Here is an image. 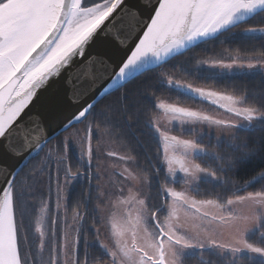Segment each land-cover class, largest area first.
Instances as JSON below:
<instances>
[{
    "label": "snow or ice",
    "instance_id": "snow-or-ice-1",
    "mask_svg": "<svg viewBox=\"0 0 264 264\" xmlns=\"http://www.w3.org/2000/svg\"><path fill=\"white\" fill-rule=\"evenodd\" d=\"M145 9L152 12L148 22L143 19ZM244 22L252 26L243 27V32L264 35V26H257L264 25V0H93L91 5L89 0H0V264H189L187 254L194 249L200 250L195 264H220L219 259H211L209 250H214L218 258L223 252L230 253L229 264H249L246 253L264 260V171L254 178L261 183L260 191L235 195L225 204L196 200L186 193H199L205 176L228 184L224 165L230 170L237 161L219 157L222 164L215 170L201 167L194 161L203 149L190 141L183 142V147L190 150L186 165L179 170L183 175H175L171 161L168 174L160 175L165 185L182 182L184 191L163 187L165 199L154 202L137 189L125 201L140 205L135 224L142 226L147 243H136L133 230L131 246L120 243L109 247L97 239L95 243L102 251L91 262L87 259V246L84 258L65 247L62 260L58 246L51 243L45 256L48 234L38 227L34 244L25 223L29 197L44 174L51 180L55 170L57 207L61 173L65 187L81 174V167H74L69 156L74 145H80V159L91 165V136L98 124L106 129L118 125H131L129 129H134L140 124L139 104L128 94L130 84L163 68L170 57L190 42L229 27L241 28ZM125 52L131 55H121ZM212 65L233 67L220 61H213ZM247 66L254 67L251 62ZM165 82L175 90H183L190 99H210L248 123L203 117L206 122L247 130L249 124L264 120V99L218 96L166 79L161 73L160 83ZM110 96H115L119 107L105 106ZM169 111L181 114V118L200 119L198 113L187 109L171 107ZM151 123L149 119L146 126ZM56 128L59 132L50 135ZM160 135L166 142L169 140L167 134ZM229 147L241 151L242 160L254 154L249 145L235 144V133ZM107 155L116 153L110 150ZM119 159L124 160L125 156ZM127 159L134 157L128 155ZM125 173L129 180L137 179L128 169L121 175ZM140 180L142 184L151 183L146 177ZM246 202L260 207L250 209L246 215L233 211L232 206ZM208 206L220 211L209 218V212L202 211ZM226 206L227 215L223 211ZM46 210L41 208L42 212ZM182 210L185 217H191L190 223L181 219ZM73 219L82 220L83 216L77 211ZM205 225L222 227L235 239L222 242L213 234L214 229ZM257 226L258 242L254 231ZM91 227L99 237L100 230L95 224ZM117 235L122 236L123 232ZM78 243V239L73 241V249ZM205 255L209 259L205 260Z\"/></svg>",
    "mask_w": 264,
    "mask_h": 264
},
{
    "label": "trees",
    "instance_id": "trees-1",
    "mask_svg": "<svg viewBox=\"0 0 264 264\" xmlns=\"http://www.w3.org/2000/svg\"><path fill=\"white\" fill-rule=\"evenodd\" d=\"M250 26L252 25L244 22L241 28L230 29L214 39L201 43L186 53L171 59L163 68L150 71L146 75L141 76L135 84H130L128 86V94L132 101L138 102L141 112L140 124L136 128L129 129L133 126L130 125L127 128L118 125L115 128L106 129L102 125H97L96 129L99 132L106 133L110 140L117 144L123 152L134 157L132 160L138 173L151 180V183L148 184V197L152 201L162 202L165 199V195L161 190L165 184L160 181V175L167 174L164 168L161 140L152 127V123L149 127L146 126V122L149 119H151V122L153 121V118L158 113L157 102L162 99H167L170 102L184 106H198L201 104L200 99H190L184 91L175 90L165 83H160V74L162 73L165 77L174 80L202 87H211L214 90L231 94L237 98L246 95L250 100L264 99V75L262 74L210 77L206 72L205 74L198 73L200 61H220L235 57L246 60L254 58L264 59V35H253L243 32V27ZM257 26L264 25L257 24ZM105 106L119 107L115 96H110L105 101ZM232 138L220 144L214 143L209 145L207 153L204 156L197 157V161L202 167H208L213 170L222 164L219 157H224L225 159L231 157L237 161L235 166L230 170L227 165H224L225 170L228 172V175L225 177L229 181L228 184H219L215 180H202L199 186V193H194L197 198L213 200L224 204L226 200L235 198V195H246L248 192L261 190V183L256 182L254 178H259V173L264 171V120L254 127H247V130L241 128L235 134L236 145L247 144L254 150V154L247 160L241 159V151L229 147ZM96 140L98 139L96 138ZM69 156L74 167L80 166L81 170H85L84 172L88 171L86 181L82 184L86 187L84 190L81 189V192H84L86 194L85 197L88 198L89 193L91 195L94 192V183L97 181V175L95 174L96 167H83V163L73 149L70 150ZM47 177V174H44L42 177L43 184L47 180ZM250 181L254 185L250 184ZM90 184L92 185L90 186ZM39 185L40 183L37 184L36 188L40 187ZM79 193V187L73 189L69 194L70 202L77 203L80 200L84 202L85 198L76 195ZM33 194L34 190L31 197ZM82 208L85 209L84 204ZM91 218H93L92 215ZM259 233L260 229L258 227L255 231L257 242L260 238ZM50 243L48 242L47 246ZM101 251L102 249L95 246L89 254L93 259L98 257ZM209 251L213 255L211 259L214 262L219 259L220 264H229V261L232 259L229 256L222 255L218 258L215 256L216 253L214 251ZM199 255L200 251L187 255L189 264H195V261L199 259ZM245 255L250 258L249 264H264V260L261 258L249 254ZM204 259H209L208 255H205Z\"/></svg>",
    "mask_w": 264,
    "mask_h": 264
},
{
    "label": "rangeland",
    "instance_id": "rangeland-1",
    "mask_svg": "<svg viewBox=\"0 0 264 264\" xmlns=\"http://www.w3.org/2000/svg\"><path fill=\"white\" fill-rule=\"evenodd\" d=\"M249 34V33H246ZM217 61V60H215ZM213 61H200L198 66V73L205 74L207 73L208 76H222V75H255V74H262L264 75V59L262 58H254V59H242L240 57H235L226 60H220V62L225 64H232L233 67L222 68L212 65ZM251 62L254 67L248 68V63ZM243 65V67H241ZM202 68V69H201ZM201 69V70H200ZM166 79L172 78L166 77ZM182 84H189L194 88H201L205 92H215L218 96H231L234 100H238L239 98L219 92L214 90L211 87H202L195 84L186 83L183 81L176 80ZM167 85V83L165 82ZM169 86V85H168ZM183 91V90H179ZM201 104L199 107L196 106H184L178 103L170 102L167 99H162L157 102L158 113L153 118L152 127L154 128L155 132L159 136L162 144V150L164 155V168L166 174H168V161L172 162V167L175 169V175L182 176L179 170L182 165H186V154L190 150H187L183 147L184 141H190L198 143L200 148L203 149L202 152L196 154L198 157L199 155L205 154L208 150L207 145L211 144H220L223 141H228L233 137V133L236 134L237 130L239 129H229L223 127L221 125H216L215 123H209L203 120V117H208L209 120H221V121H232L234 123H240L244 125L248 122H245L242 117L237 118L234 113L228 112L226 108L219 107L218 104H213L211 100H200ZM163 104L164 107L162 108L160 105ZM238 107V105H233ZM171 107L176 108H183L193 112L198 113L200 119H188V118H181V114H173L169 111ZM262 121V120H261ZM260 121H257L253 124H249L247 127H254ZM81 132L80 137H83V128L84 126L81 125ZM243 128V127H242ZM159 130L158 132L156 130ZM160 133H165L169 137V140L166 142L163 136ZM176 137V140H171V137ZM98 140H96V138ZM179 142V143H177ZM91 145L93 148V159L91 161V165L86 163L82 160L83 167L91 166L96 167V175L100 179V198H102V205L100 207V217H101V224H100V231L102 232L103 236L101 241L104 242L109 247L112 245L117 244L119 246L120 243L127 244L131 246L133 242V230L136 231L135 241L136 243H147L145 234L141 231V227H137L135 224V217L137 215V209L140 207L137 203L133 202L131 204L126 203L127 197L129 194L136 193L137 189L143 192L145 195L148 196V184H142L140 177H144L138 173V171L134 167L133 160L127 159L128 154L123 152V150L115 144L113 141L110 140L109 136L106 133H101L97 129H94L91 136ZM73 149L76 151L78 156L80 157L81 148L79 144L74 145ZM113 151L116 155L108 156V151ZM119 156H125L124 160L119 159ZM194 163L199 164V162L195 159ZM201 166V165H200ZM202 167V166H201ZM86 169V168H84ZM128 169L129 172H132L133 175L137 176L136 180H129L127 178V173L123 176L121 173H124V170ZM78 178H74L73 181L68 182L67 193L73 188L74 183L77 181ZM202 180H212L213 178L210 177H203ZM40 187L34 189V194L29 197L28 204L30 207L27 210V214L25 217V223L28 225V234L32 238L33 243H36L38 238L37 228H42L46 233L48 232V228L50 226V222H53L56 219V216H51V212L46 210L44 212L41 211V208L44 207L47 209L45 200L43 198V194L45 193L46 186L41 182ZM164 187L170 188L177 192L184 191V185L182 182H175L170 185H165ZM123 193V194H122ZM187 195L191 196L196 200L198 199L194 191L186 193ZM247 195V194H246ZM41 196V197H39ZM141 199L143 197H140ZM42 199V200H40ZM170 199V197H169ZM234 199V198H233ZM216 203H220L215 201ZM222 204V203H220ZM225 204V203H224ZM260 205H252L250 202H246L243 205H234L232 206L233 211L235 213H239L241 215H246L250 209L252 208H259ZM67 209V207H66ZM71 210V209H70ZM207 210L209 212V218L211 215L218 213L220 210L215 208L214 206H208L206 209H202V211ZM194 211V210H193ZM224 214L227 215L228 207L226 206L224 209ZM68 212V209H67ZM181 219L186 220L189 223L191 222V217L184 216V210L180 213ZM206 227L214 229L213 234L217 236V239L224 241H232L235 239L234 235L228 232L224 228H216L215 225H205ZM251 222L249 223V227H251ZM258 226L254 229L256 231ZM69 232V231H67ZM118 232H123L122 236H118ZM72 234V231H70ZM74 236V232L72 234ZM51 241L49 237V233L45 238V256L47 254V243ZM72 250L73 249V242L68 240L64 244V248ZM74 250V249H73ZM59 251L61 256H64V249L63 246H59ZM198 249L190 250L187 255L193 254ZM214 251V250H212ZM215 252V251H214ZM258 258V255L253 253H246ZM240 255V254H237ZM222 256H229L231 254L228 252H223ZM232 258V257H231ZM262 259V258H261ZM63 260V258H62Z\"/></svg>",
    "mask_w": 264,
    "mask_h": 264
},
{
    "label": "flooded vegetation",
    "instance_id": "flooded-vegetation-1",
    "mask_svg": "<svg viewBox=\"0 0 264 264\" xmlns=\"http://www.w3.org/2000/svg\"><path fill=\"white\" fill-rule=\"evenodd\" d=\"M93 0H89V4L91 5ZM95 2H103V0H95ZM202 105V104H201ZM196 107H199L196 106ZM211 145V143L209 144ZM207 145V147H209ZM74 150V149H73ZM75 151V150H74ZM76 153V151H75ZM207 153V152H206ZM205 153V154H206ZM77 154V153H76ZM205 154H202L203 156ZM199 155V156H202ZM78 156V154H77ZM198 156V157H199ZM80 159V157L78 156ZM81 160V159H80ZM197 160V158H196ZM82 163H84L81 160ZM200 164V163H199ZM87 167H91L88 166ZM87 169V168H86ZM85 170H81V174L75 178H78L77 181L74 183L73 188L67 193V189L64 185V177L63 173L60 175V197H59V207H57L58 204V196H57V181H56V173L55 170H53V175L51 180L47 177V180H45L44 185L46 186L45 193L42 195L44 198V202L47 210L51 212V216H56L57 218L53 220V222H50V226L48 228L49 237L51 238V244L58 246H63L65 242L70 240L73 242L74 240L78 239L79 243L76 245L74 251L76 252L77 255H79L81 258H84V253H85V248L87 246V252H88V257L87 259L89 262L92 260V256H90L89 253H91V250L93 247H99L95 241L99 239L101 241L103 236L102 232L100 231L99 237L96 235V230L93 229L91 226L93 224L96 225V228L99 230L101 229L100 224H101V217H100V207L102 205V198H100V179L97 176V181L94 183L95 188L94 192L89 196L88 198L85 197V193L81 192V189H85V185H82L86 181V176L88 174V171L84 172ZM95 174H96V169H95ZM92 184H90L91 186ZM170 185V184H169ZM76 187L80 188V193L76 195H80V197L85 198L84 202L78 201L77 203H72L70 202V192H72L73 189ZM97 189H99V193L97 192ZM164 193V192H163ZM195 193V191H194ZM66 194V197H65ZM199 199V198H198ZM30 200H31V195H30ZM42 200V199H40ZM74 201V200H73ZM83 204L85 205V209L82 208ZM68 212H67V209ZM69 208L71 211L69 212ZM79 211L83 219L82 220H74L73 219V214L75 212ZM91 215L93 218H91ZM69 231V232H67ZM72 231V234L74 232V236L70 233ZM79 234V235H78ZM86 242V244H85ZM104 243V242H103ZM105 244V243H104ZM73 250V249H72ZM190 255V254H189ZM64 259V256H61V259Z\"/></svg>",
    "mask_w": 264,
    "mask_h": 264
},
{
    "label": "water",
    "instance_id": "water-1",
    "mask_svg": "<svg viewBox=\"0 0 264 264\" xmlns=\"http://www.w3.org/2000/svg\"><path fill=\"white\" fill-rule=\"evenodd\" d=\"M146 2H147V0H146ZM152 3H155V0H152ZM151 15H152L151 9L143 10V19H144L145 22H148V19H149V17ZM230 29H231V27H229L228 29H222L221 31H219V32H217L215 34H210V35H208L206 37H201V38H198L196 41L190 42L188 45H186L185 48L181 49L179 52L175 53L172 57H170L168 61H170L171 59H173V58H175V57H177V56H179L181 54L186 53L187 51H189L192 48L200 45L201 43H204L206 41H209L211 39H214V38L220 36L222 33L226 32V31H228ZM121 55L130 56L131 53L130 52H125V53H121ZM160 63H164V62H160ZM136 70L139 71V66H137ZM53 127H55V122L53 124ZM61 127H62V125H61ZM59 130H60L59 128H56V130L51 132L50 135L55 136L56 133L59 132Z\"/></svg>",
    "mask_w": 264,
    "mask_h": 264
},
{
    "label": "bare ground",
    "instance_id": "bare-ground-1",
    "mask_svg": "<svg viewBox=\"0 0 264 264\" xmlns=\"http://www.w3.org/2000/svg\"><path fill=\"white\" fill-rule=\"evenodd\" d=\"M193 49V48H192Z\"/></svg>",
    "mask_w": 264,
    "mask_h": 264
}]
</instances>
